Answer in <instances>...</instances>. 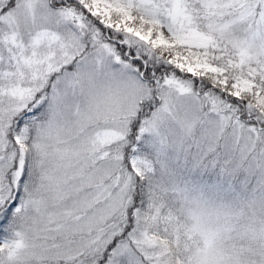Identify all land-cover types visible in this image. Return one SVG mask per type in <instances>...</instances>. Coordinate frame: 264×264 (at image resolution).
Instances as JSON below:
<instances>
[{
	"label": "snow or ice",
	"instance_id": "6c2138e0",
	"mask_svg": "<svg viewBox=\"0 0 264 264\" xmlns=\"http://www.w3.org/2000/svg\"><path fill=\"white\" fill-rule=\"evenodd\" d=\"M0 264H264V0H0Z\"/></svg>",
	"mask_w": 264,
	"mask_h": 264
}]
</instances>
